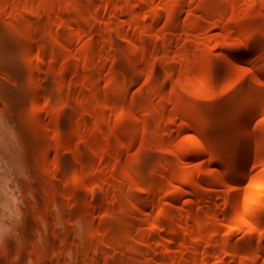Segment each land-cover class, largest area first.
Returning <instances> with one entry per match:
<instances>
[{
  "label": "bare ground",
  "instance_id": "1",
  "mask_svg": "<svg viewBox=\"0 0 264 264\" xmlns=\"http://www.w3.org/2000/svg\"><path fill=\"white\" fill-rule=\"evenodd\" d=\"M15 1L19 4L17 9V6L14 5ZM147 1V8H152V10L153 8L155 10L157 9V4L155 6L150 5L153 1ZM232 1L236 2V0ZM53 2L54 0H0V9H2L0 14L2 13V15H4V13H7L6 15L9 14L10 17H13V20L11 18L9 19V21H13L11 23L2 21V19L4 20V18L9 16L5 15L3 18L1 15L0 19V21H2L0 24V90L4 100L9 102V104L6 105L4 102L0 101V205L1 203H6L10 196L11 198L9 200L12 201L6 203L8 211H5L4 209L2 210L0 207V223L2 219L7 217L5 216L4 218V215L11 214L12 212H15L16 215H20L21 213L23 214V211H21L22 205H20V203H23V198L21 199L23 194L18 187V181L13 179V168L11 169L12 171L9 169L13 165V162H17L18 159V157H15L17 159L14 161L15 159L13 157L15 154L14 148L18 147V140L12 131L13 124H11V121L14 118L15 112L17 113L16 115L20 114L19 117L21 118L22 125L23 117L28 116V111L27 109H24V105L22 104V106H20L19 103H17L18 99H15L21 95L20 92H17L18 94L20 93L19 95H16L15 92V87L18 85L21 86L20 83H22L20 81L18 84L17 80H19V78L26 73L31 76L29 83L28 81H25L24 85L26 87V91H29L30 93L32 92V106L30 109H33V114L31 113V121L29 120L30 123L27 122V126H24V134L27 132L28 138L25 135L26 139H29V144L34 146V150L32 149L33 147H31L32 151H34L33 153L37 152L43 156V160L45 159L40 162V164H43V168L41 166L43 172L46 173L44 178L45 181L43 183L45 186L42 189L43 194L46 195L45 207L42 205L44 208L41 207L40 216H46L51 205H58L63 202H68L66 205H69V209L66 212L61 211L57 212V214L52 213L55 217L57 216L60 219L63 217L67 219L69 216L75 215V217H73L74 220L77 216L79 217L82 215L84 217L80 216L83 218L82 225L86 222L88 226L90 225V220L94 219L92 216L97 214L101 216L100 214L102 213L105 215L104 217L102 215L103 218L101 217L102 222H100L99 229L93 230L94 226L92 228L91 225L89 227L85 226L87 228L84 229L85 231L82 230V235L80 234L81 236L78 237L79 239L74 236V227L72 225L66 227L64 224L63 227L61 226L63 224L60 223L61 227H66L65 230L61 228L63 231H58L60 233L54 231V233L56 232V235L47 234L43 237L40 243L35 245L33 252L36 254L35 256H37L38 264H55V261L59 262L62 261V259L65 260V258L67 260L70 257L71 259L69 260L74 261V264H87L90 260V262H92V260L96 261L94 260L95 258L99 260L101 258H103V260H108L102 262L104 264L107 262L108 264H114L113 262L115 261L118 263L120 262L119 264H139L137 261L139 253L136 244L133 242V237L137 233L141 234L142 244L144 245V248H146L145 250L147 251V254L150 255L148 264L156 262L158 254L156 255L157 251L155 253L153 251L154 249L151 246V237L155 236L153 234L157 233L156 231H158V229L156 225L153 224V221L150 223L151 220L149 218L144 219L137 216L139 213L138 211L144 210L147 207H151V211V209L158 206L160 203L158 195H145L146 193H151L156 185L161 184L162 181L159 179V175L162 173V168L165 167L173 171L174 176L169 179V183L171 184L172 182L173 185H176L175 183L177 181L174 179L175 175L179 173V159L183 158L184 155L187 154L188 148H186V146L188 147L191 142L195 143L192 151L193 156L202 157L206 154L209 155L207 162H205L206 171L202 176L201 183H196V176H188L183 185L179 186L180 190H178V192L173 196L172 203L175 205L179 197L190 193L192 194V204L198 203L199 210L194 209L186 215H182L183 213L181 210H178L180 213L176 210L173 211L174 216L176 213L181 214L179 219H184L183 221L185 223L182 221L184 225L182 224L180 227L186 232H190L191 236L183 248L181 256L177 253V251H175L176 249L172 248V243L175 240V237L172 236L170 243L168 244V251L166 252L167 258H164L165 260L162 264H212L211 261L214 260L218 254L220 255V253L222 254V258L220 256L218 257L221 259L215 258L217 262L219 259V262L216 264H228L229 262H232L229 261L231 256L234 258L238 255L240 256L239 250H241V254H246L249 260L250 257L253 256L251 257L252 260H248L249 262L247 259L246 261L244 259L245 262L242 260V262H244L242 264H247V262L250 264L251 261V264H253V261L255 260V264H264V255L262 256L263 258L259 260V258H261V252H257L256 250L252 252L253 249L250 250L251 253L248 251L249 247L254 248V246V249L259 250L256 245H260L264 242V192L258 193L251 190L244 192L242 189L244 188L243 185L249 176L251 154L264 148V131L258 130L256 127L257 125L254 126V118L256 115L258 116L260 113L264 112V60L260 63V56L257 55V57L256 55H252L253 49L247 52V49L249 50V41L251 36L249 37L245 32L244 35L245 37L247 35V37L244 38V43L240 46H236L235 51L230 52V54H225L222 60L208 58L205 53L200 60L204 64L207 63L208 73L207 75H203L200 80L197 78L195 79L197 76H192L193 78L186 77L187 79L185 78V80L183 75H181L184 79V81H182L181 78H179L181 86L174 84L175 81L172 79L174 82L171 83L170 89H167V92H164L165 80H161V78H163L162 76H160V78L159 75H155L157 78H155L148 87V93L149 96L155 94L159 95V100L162 96V100L159 101L160 104L158 103V113H156V118L157 120L159 119V121H156L157 123L155 122L157 125L159 123V125L156 126L157 128L154 127L155 131L153 129L154 133L159 132L162 136L161 139H159V144L162 150H166L168 148L167 144L170 137L168 138L167 134L171 132L170 129L173 123L180 120V125L182 126L180 128H184L190 132L194 131L195 133L191 139H187L180 144L179 149L176 151V158H169L167 154L170 153V151H168L165 154L168 159L164 156L165 159L161 160V162L157 161L158 163H156L155 158L158 160V157H155L153 153L151 154L148 149V151L142 150L136 157H129L126 163L123 164V170L126 174L125 180L118 182L113 187H107L108 182L100 162L106 159L110 154H115L116 158L121 160L124 153H126L125 151H131L130 149L134 146V143L138 139L136 137H131L129 133L119 131L114 128L113 123L111 124L113 110L109 107L107 99L103 98L105 92H101L99 95L101 97L100 107L104 114L105 125H99V130L101 133L103 132L106 135L105 147L101 151L92 152L94 153H91L92 155L90 154L92 150H88L89 154L81 150L80 139L81 137H84L86 132L84 134L80 121L85 114L89 116L90 124H93L95 121L94 114L90 111V107L87 103L88 99L84 95V86L90 79H92L93 70L95 68L99 69V75L103 74V66L101 64L102 52L109 40L104 34L100 36L101 38H99L100 41L97 45L98 49L93 51L90 61H87L88 68L83 85L81 86L78 80V72L82 61L77 49L78 38L76 35L79 31L85 30L89 25H92L91 18L98 17L100 22L103 23V17L102 14H98V12H92L90 5L80 11V15H82L81 18L75 15V12H72V22H65L63 24V26H70L71 24H74L77 29V31L71 34L70 42L67 46L73 53V56L70 58L62 51L64 44L62 40L53 37H51L53 39L50 40L51 38L49 39V37L51 34L46 33L44 35H49L47 40V37L41 36V30H38L39 27H45L46 23L44 21H46V19L44 21L42 20L45 18L43 15L46 14L45 12L52 7ZM108 4L110 8H116L114 0H109ZM179 5V2L174 4V2H170V0H164L162 8L164 10L168 9L169 11L174 12L169 15V18L175 19L174 15L176 14ZM11 7H14L15 10H12ZM250 8L251 10H256L257 8L264 9V0H252ZM158 10L157 12H154L153 10L149 13L150 15L145 24L146 29L151 33V35L154 31L156 32L155 25L159 23V19L162 21L163 15L162 12H160L161 9ZM33 16H35V18ZM56 17L57 16H55V18ZM184 25L187 29L190 27L195 28L198 26V20L194 19L193 16L189 14ZM255 28L256 27H254V29ZM258 29L259 32H255L254 35L252 32L251 35L256 37L259 33H262V36L264 37V26L261 25ZM126 34L127 35L124 36L127 38L129 43L128 51L130 61H132L134 65H139L141 60H143L141 59L140 50L143 48H141V46H144V41L142 38H140L142 41H139L140 39L138 38V35L130 36L131 34ZM259 37L257 40L262 42L261 39L263 38ZM257 40L253 41L256 43L258 42ZM156 42L157 40L154 41V43ZM263 43H258L260 47H262L261 45H263V47L260 50H255L258 52L261 50L264 51ZM116 44L119 45V42H116ZM157 44L158 42L156 45ZM218 44L224 46L223 42ZM187 45L188 46L185 45L186 49L190 47L189 44ZM256 46L252 45V47ZM141 51H143V49ZM243 51H246L247 53L245 54L244 52V56L240 57L239 54H242L240 52ZM257 51L254 52L256 53ZM263 58L264 57L262 56V59ZM184 60H186L183 61L184 66L182 64L180 68L182 69L184 67L183 70H187L185 71L186 73L191 69V63L187 59ZM244 62L251 63V67L249 68ZM242 63H244L243 65H246L248 67L247 69L250 70V73H247L253 75L251 76V80L253 81H249L248 84H246L247 80H249L248 74L245 71L239 72V66ZM119 65L122 74L112 75L111 84L116 87V90L121 93L123 95L122 98L125 99L127 91H130L132 88L131 86L135 83L137 84L138 79L141 80V76L136 75L134 73L135 71L130 68L128 64L122 63L121 61ZM224 67L226 71L222 73ZM168 68V74L170 75H166V78H173L172 74L174 70L172 68L170 69V66ZM202 68L203 67L200 69L202 70ZM245 75H247L248 79ZM147 76L154 77V75ZM252 77H254V79ZM177 84L179 83L177 82ZM134 88L136 89L137 87ZM17 91H19V89H17ZM133 109L134 107L130 106V111ZM47 116L52 118L50 122ZM45 117L46 120H48L47 122L44 120ZM66 118L69 122L71 121L70 123H72V127H70L71 133L66 141L62 139V141H59L61 137L55 133L58 131L60 132L59 134H61V129H63L62 125L64 127L65 123L68 125L70 124L67 120L66 121L68 123L64 122ZM43 122H45V126L42 124ZM153 124H145L144 133L151 131ZM41 125H43V127H41ZM53 133L56 136L58 135V137L54 135L52 136ZM152 134L153 133H151V135ZM143 139L147 138L144 136ZM116 140H120L122 142V148L120 150L114 149V143ZM46 144L48 147H46ZM44 145L45 147L43 148H47L46 150L42 149V146ZM243 146H245L244 150L241 151L240 149H242ZM70 147L73 149L74 156L76 157L74 163L68 162L64 157L66 150ZM51 154L55 156L56 162H53L54 160L49 157ZM48 159H50V161ZM90 159L94 162V169L100 184V186L96 188V193H98V191L111 192V197H108L110 198L109 202L107 198V201L103 199V203H98L96 199L99 195L97 198H94L97 194H95L96 196L93 195L94 197L92 196L94 199L92 197L90 200L88 199V182L92 177V173H88L85 169V164ZM22 160L23 158L21 161ZM50 162L53 163L51 164ZM16 164L19 168L21 163ZM53 164L56 165L55 170H52ZM213 164H217V167L211 169ZM70 166L74 167L76 178L78 180V188L71 186L73 188L72 189L69 183L66 182V178H64L66 177L65 175ZM21 167L23 166L21 165ZM116 168L117 166L114 169ZM3 170H6L5 173ZM17 170L19 172L22 169L19 168ZM38 171L39 169L35 170V172ZM133 171L135 173H133ZM60 178L65 181L61 182ZM57 181H60L61 183L58 185ZM164 185L167 186L166 183H164ZM218 185L224 186L221 191H219L220 189L218 187H215ZM245 185H247V182ZM135 188L140 190L139 197L132 199L130 203L127 202V205H125L126 202L124 203V198L126 200L131 198ZM122 190L124 191L123 194L121 193ZM58 194H60L62 198ZM121 194L125 197L123 198ZM206 196H208V199L205 198ZM144 199L146 200L147 205H144ZM203 200L207 201V203L202 204ZM82 201H88L91 205L89 204L87 209L83 206L81 208ZM69 203L72 205L70 206ZM230 204L234 205L238 221V226L234 225L236 227H231L232 230L227 228L228 231L230 230L228 237L231 235L233 239L232 240L230 238L231 241H229L230 239L226 236V233L229 232L225 230V228L228 227L230 219L227 210ZM213 211L214 214L212 215ZM123 212L126 215L123 214ZM22 214L19 219L22 218ZM120 214L122 216L121 218ZM54 215L53 218L56 219L57 217L55 218ZM171 215L172 214H168V216ZM211 215L213 217L210 220L209 217H211ZM250 215L256 217L254 218L251 216L256 220H249L248 217ZM11 217L9 216L8 218L11 220ZM65 218L63 219L65 220ZM115 219L118 221L120 220L118 224L123 221L124 224L122 222L121 225L124 226L117 227V223H114L116 221ZM143 219L148 222L146 221L147 223H144ZM125 220L127 223H125ZM6 221L3 220L4 223ZM3 222L1 224H3ZM6 223L8 224L4 225L11 226L9 222ZM109 223H111V226L116 225L115 228H113V226L111 227L112 229H109ZM148 223L154 225L152 226L153 229L148 226L147 227L149 229L145 228V225H148ZM241 223H248L251 232L254 235L252 243L245 246V252H242L243 249H239L241 246V242L239 241H241V239L239 240L236 237L237 240H235V234H239V230L242 229ZM105 226L108 227L109 232H107L108 230L106 231ZM103 228L105 231L104 234L107 233L108 235H102ZM146 230L151 231H148V234ZM2 231L0 230L1 237ZM237 231L238 233H236ZM94 235L97 239L94 238ZM88 236H92L90 239L91 241L88 239ZM98 237H100L99 241ZM92 238H94V240ZM104 245L105 249L106 246L109 245L108 247L110 251H114L116 255H113L114 253H111L112 255L103 254L105 257L103 256L101 258L99 257L100 254L98 256L94 255V253L98 254L100 252L98 249L100 250ZM75 246H81V248L84 247L82 249L83 252L86 250L88 251L89 248H94L96 251L93 250V252L89 253L86 251L87 253L85 252L83 254L82 251L76 249ZM74 247L75 251L73 250ZM85 247H87V249H85ZM25 249L26 246L24 244L18 248V252L20 253L19 258L21 261H23L27 256L33 255L32 251L28 254ZM105 249H103L104 251L102 252L108 254L107 252L109 250L106 249L107 251H105ZM70 250L72 252L74 251V253L72 254ZM51 251L52 253L53 251H57L54 252L55 255L57 253L59 254L55 257L49 258ZM90 251H92V249ZM66 252L71 253L70 255L73 256L67 258ZM256 252L260 254H258L259 257L257 255V259L254 258L257 254ZM183 256L186 258L184 261L180 259ZM241 256L242 257L240 259L235 258L238 264L243 258V255ZM90 262H88V264H90Z\"/></svg>",
  "mask_w": 264,
  "mask_h": 264
},
{
  "label": "rangeland",
  "instance_id": "2",
  "mask_svg": "<svg viewBox=\"0 0 264 264\" xmlns=\"http://www.w3.org/2000/svg\"><path fill=\"white\" fill-rule=\"evenodd\" d=\"M114 1H115L116 8L112 9L109 7V4H108L109 0H54L52 7L48 11L45 12L46 14L43 15V16H45V18L43 17L44 19H42V20L44 21L46 19V21H47V22L44 21L46 23L45 27L44 28H41V27L38 28V30H41V32H42L41 36L47 37L46 38L47 40H48L49 35L48 36L44 35L46 33L51 34L49 39L51 37H53V38H57V39L62 40L64 43L63 47H62V51L64 52V54L68 55L71 58L73 56V53L67 46H68V43L70 42L71 34H73L75 31H77V29H76V26L74 24H71L70 26H67V25L63 26V24L65 22H72V20H73L71 17L72 12H75V15H77L79 18H81L82 15H80V11L82 9H85V7H88L89 5L91 7L92 12H98V14H102L103 23L100 22L98 17H93V18H91V24L92 25H89L87 27V29H85V30L79 31L76 35L78 38L77 49L79 51V56H80V59L82 61L81 66H80V70L78 72V80H79V83L81 84V86L83 85V81H84L85 76H86L85 74H86L87 68H88V62L90 61L92 53L94 50L98 49L97 45L99 44V41H100L99 38H101L100 36L102 34H104L109 40V41H107V45L103 48V52H102L101 64L103 66V71H102L103 74L99 75V73H100L99 69L95 68L93 70L92 79H90L88 81V83L85 84V86H84V88H85V94L84 95L88 99L87 103H88V106L90 107V111L93 112V114H94L95 121L93 124H90L89 116L87 114H85L84 117L80 121V125L82 127V130H84V134L86 132V134L84 135L85 138L81 137V139H80L81 140V150L87 154H89V151L92 150L90 152V154H91L92 152L101 151L105 147L106 135L103 132L101 133V131L99 130V125L100 126L105 125L104 114H103L102 109L100 107L101 97L99 95L101 92H105L103 98L107 99V101H108L107 103H108L109 107L113 110L112 117H111V124L113 123L114 128L116 130L129 133L131 137H133V138L136 137L138 139L134 143V146L130 149L131 151H125L126 153H124L123 158L121 160L119 158H116L115 154H110L106 159H104L100 162V165L103 167V172H104V175H105L107 182H108L107 187H113L118 182L125 180L126 174H125V171L123 170L124 169L123 164L126 163V161L129 157H136L137 154L139 152H141L142 150H146V151L149 150L151 152V154L153 153V155L155 157H158V160H157V158L154 157L156 163H158L159 161L161 162V160L165 159V157L167 158V156L169 158H172V159H173V157L176 158V154H177L176 151L179 149L180 144L183 141H186L187 139H191L195 133L194 131L190 132L184 128L183 129L180 128V127H182L180 125V123H181L180 120L176 123H173L171 126V129H170L171 132H169L167 134L168 138L170 137V140L168 141V144H167L168 148L166 150H164V149L162 150V148L160 147V144H159L160 143L159 139H161L162 136L159 132L158 133L153 132L154 127L157 128L156 126L159 125V123H158V125L156 124L159 121V119L157 120V118H156V115H157L156 113H158V105L160 104L159 101L162 100V96L159 100V97H160L159 95L155 94V95L149 96V93H148V87L151 85L153 80L155 78H157L155 75H159V77L160 76L163 77V78H161V77L160 78H161V80L162 79L165 80L164 92H167V89L168 90L170 89L171 83H173L174 81H175L174 84H176L178 86L180 85L181 81L179 78H181V80L184 81V79L186 77L187 78H193L194 76H197V77H195V79L197 78L198 80H200V79H202L201 77H203V75H207V73H208L207 65H206L207 63L204 64L200 60V58L202 59V57L205 55V53L208 56V58H212V59L215 58V60H217V59L222 60V58L225 54H230V52L235 51L236 46H238V45L240 46L241 44H243L244 38H246L247 35L249 37L251 36L250 41H249V50L247 49V52H249L252 49L254 51H257L255 49L260 50L263 47V45H261L262 47H260V45H258V43L262 44L264 42V37L262 36V33L261 34L259 33L256 37L251 35L252 32H253V35L255 32H259L258 28L261 25L264 26V9L257 8L256 10H251L250 6L252 4V0H236V2H233L232 0H170V2H174V4H176L177 2L180 3V5L177 8L176 14L174 15L175 19L169 18V15L173 14L174 12H171L168 9L164 10L162 8L164 0H152L153 2H151L152 4H150V5L155 6L157 4V6H156L157 9L155 10L153 8L154 12L155 11L157 12L158 9H161L164 11L163 12L160 10V12H162V15H163L162 21L159 19V21H158L159 23H157L155 25L156 26L155 27L156 32L154 31V33H152V35H154V36H152L151 33L145 27L147 19L150 15L149 13L153 11L152 8L149 9V7L148 8L146 7L148 5L147 0H114ZM25 4H27V3H25ZM14 5L17 6L16 9L19 7L18 6L19 4H17L16 1H15ZM14 7L13 8L11 7L12 10H15ZM151 7H153V6H151ZM1 10L2 9H0V11ZM158 12H159V10H158ZM6 14L7 13H4V15H2V13H1L0 19H1V15L4 18V16ZM189 14H191L194 19L198 20V26L197 27H195V28L190 27L189 29H187L185 27L184 24H185ZM54 15L57 17L55 18ZM6 16H9V17L4 18V20L2 19V21H4V22L6 21V22H10V23L13 22V21H9V19L10 18L12 19L13 17H10L9 14ZM33 17L35 18V16H33ZM2 21H0V24L2 23ZM259 22H260V24H259ZM25 24H26V22H25ZM256 25L257 26L259 25V26L257 27ZM254 27H256V28L254 29ZM155 28H154V30H155ZM245 32L247 34L246 37L244 35ZM126 33H128V35L131 34L130 36L138 35V38L139 39L142 38L144 41V43H143L144 46H141V48L143 47L142 48L143 51H141L142 49L140 50L141 59H143V60H141V63H139V65L138 64L134 65L132 63V61H130V55H129V51H128L129 43H128L127 38L124 36V35H127ZM157 34H159V35H157ZM259 36H262V37H259ZM258 37L263 38V39H261L262 42L257 40ZM53 38H51L50 40H52ZM135 38H137V37H135ZM110 39L112 42L110 41ZM142 39H140L139 41H142ZM154 39L157 40V42H158L157 45H156L157 42L154 43V41H155ZM253 40L254 41L257 40L258 42L255 43ZM116 42H119V45H117ZM222 42L224 43V46H221L218 44V43H222ZM187 44H189V46H190L188 49H186V46H188ZM252 45L253 46L257 45V46L252 47ZM184 47H185V49H184ZM253 50H252V55H256V56L259 55L261 57V58L259 57V62L261 63V61L264 60V58L262 59V56L264 57V51L261 50V51H259L260 53L258 51H257L258 53L257 52L255 53ZM244 52H245V54L247 53L246 51L240 52L242 54H239V56L240 57L244 56ZM254 58H255V56H254ZM184 59L189 60L191 63L190 64L191 69L188 70V72H186V73H185V71H187V70H183L184 67L182 69L180 68L182 66V64L184 66L183 61H186ZM121 61H122V63L128 64L130 66V68H132L135 71L134 72L132 70L136 75L141 76V80L138 79L137 84L135 83L133 86H131L132 88L130 87L131 88L130 91H127L125 99L122 98L123 95L116 90V87L111 84L112 75L122 74L121 68L119 67L120 66L119 63ZM201 63H202V65H201ZM244 63H242L240 65L242 67L239 66V72L245 71L246 73L247 72L250 73V70L247 68L251 67L250 66L251 63H245L248 65V67L246 65H243ZM203 65H206V66H203ZM169 66H170V69L172 68L174 70V72L172 74L173 78L172 77L166 78V75H170V74H168L169 73V71H168ZM199 67L200 68L203 67L202 70ZM225 71H226V69L224 67L222 73H224ZM25 74L22 75L21 78H19V80H17L18 84L20 81L22 83H20L21 86L17 84L18 86L15 87L16 88L15 92H16V95H19L20 93H21V95H20V97L15 98V99H18L17 103H19L20 106H22V104L24 105L23 106L24 109H27V111H28L27 112L28 116L23 117V125H22L21 118L19 117L20 114L16 115L17 113L15 112L14 118L11 121L12 122L11 124H13L12 126L15 128L14 129L12 127V131L14 132V134L16 135V138L18 140L17 141L18 147L14 148L16 155L14 154L13 157L15 160L14 159L13 160L16 161L17 158H15V157H18V159H17V162H13V165L9 169V170H11L13 168V171L11 170L13 173V177H14L13 179L18 181V187L20 188V190L23 194V195L20 194V195H22L21 199L23 198L22 199L23 203H20V205L23 206V207L21 206V211H23V214L21 213L22 218H20V219H19V217L21 214L16 215L15 212H12L11 214H7V215L3 216L4 218H5V216H7V217L5 219H2L1 223L3 222V220L4 221L7 220L6 222H9L11 226L4 225V224H8L6 222L5 223L3 222V224L0 223V230L1 231L3 230L1 232L2 237L0 236L1 237L0 238V264H38L37 256H35L36 254H34L33 250L35 248V245L37 243H40L45 235H47V234L56 235L55 234L56 232L63 231V230H65V228L67 226L72 225L74 227V236H76L77 239H79L78 237H80L82 235L81 234L82 230L86 229L90 225H91V228L94 226L93 230L99 229L100 222H102L101 217L103 215V213H102V214H100L101 216H99V214L92 216V218H94V219L91 218L92 220H90V222H89L90 225H88V226H87L86 222L85 223L83 222L84 224L82 225V221L84 218L82 215H80V216L83 218H81L80 216L79 217L77 216L76 218H74V220H73V217H75V215L69 216L67 219L65 217H63V218H65V220L63 218L60 219L57 216H56L57 217L56 218L55 215L52 213L57 214V212H61V211L66 212L69 209V205L67 204L68 207L66 205V203H68V202H66V203L63 202V203L58 204V205H51L49 207L50 210L52 209L51 211L49 210L50 213L48 212V214L44 217L42 215H41L42 217L40 216V214H41L40 209L45 207L46 195L43 194L42 189L45 186V184L43 185V183L45 181L44 178L46 176V173L43 172V170H42L43 164L42 163L40 164V162H42V160H43L42 159L43 156L37 152L33 153L34 151H32V149L34 150V146H31L29 144V139H26V136L28 138L27 132L24 134V132H25L24 126L26 127L27 124L30 123L31 113L33 114V109L32 110L30 109L32 106V94H31L32 92L30 93L29 91H26L25 90L26 87L24 85L25 81L26 82L28 81V83H29L31 76H29L28 74H26V75ZM147 75H154V77L153 76L148 77ZM179 75H180V77H179ZM181 75H183L184 79ZM245 76L247 77V75H245ZM251 76H253V75L248 74L249 80H247L246 84H248L249 81H251V82L253 81V80H251ZM177 77H178V79H177ZM248 77H247V79H248ZM252 78L254 79V77H252ZM166 80H167V82H166ZM176 80L179 84H177ZM134 87H137V88L135 89ZM17 89H19V91H17ZM17 92H20V93L18 94ZM0 101L4 102V104H6V105L9 104V102L4 100V98L1 94V90H0ZM130 106L134 107V109L132 111H130ZM69 119H71V118H69ZM162 119H163V117H162ZM44 120L46 122L49 120V122H50L52 120V118L50 117L48 120H46V117H45ZM66 120H67V118L65 119L64 122L68 121V120L67 121ZM148 123H152V124L155 123V124H153V126L151 127V129H152L151 131H149L148 133H146V132L144 133V125L148 124ZM42 124H44V126H45V122H43ZM65 125H66V127H65ZM65 125H64V127L62 125L63 129H61L62 130L61 134H59L60 132H58V131H57V133H55V134H58L59 137H61L59 141H62V140L66 141L68 139L70 133H71L70 127H72V123H70L69 125L65 123ZM255 125H257L256 127L258 128V130L264 131V112L260 113L258 116L256 115V117L254 118V126ZM41 127H43V125H41ZM157 130H159V129H157ZM154 131H155V129H154ZM151 133H153V134L151 135ZM55 134L53 133L52 136L53 135L56 136ZM58 135L56 137H58ZM144 136L147 139H143ZM114 144H115L114 149L120 150L122 148L121 147L122 142L120 140H116ZM194 145H195V143L191 142V144L188 147L186 146V148H188L187 154H185L183 158L179 159V161H180L179 162L180 168L178 169L179 173L177 175H175V179H174L177 181L175 183L176 185H173L172 182H171V184L169 183V179L174 176L173 171L168 169V168H165V167L162 168L163 169L162 173H160V175H159V179L162 181L161 184L156 185L154 190L151 193H146V195H145V196H151L152 194L158 195V197L160 198V201H159L160 203L158 204V206H156L154 208L152 207L153 208V209H151L152 212L150 211L151 207H147L144 210L138 211L139 213L137 216H139L140 218H144V219L149 218L151 220L150 223H152V221H153V224L156 225V227L158 229V231H156L157 233L153 234L155 236L151 237V246L154 249L153 251H154V253L157 251L156 255L158 254L156 262H154L153 264H162L163 261L165 260L164 258H167L166 252L168 251V247H169L168 244L170 243V239L172 236L175 237V240L172 243V246H173L172 248L176 249L175 251H177V253L180 256L182 255L183 248L185 247L186 243L190 239L191 233L188 231L186 232L184 229H181V227H180L183 224L182 221L184 220L182 218L179 219L181 217L180 216L181 214L176 213L174 216L173 211L176 210L177 212H179L178 210H181L183 213L182 215H186V214H189L194 209L199 210V204L198 203L192 204V201H191L192 194H190V193L184 194L181 197H179L175 205H174V203H172L173 202L172 199H173V196L178 192V190H180L179 186L183 185L185 179L188 176H191V175L196 176L197 177L196 183L202 182V176H203L204 172L206 171L205 162H207L209 155L206 154L205 156H202V157L193 156L192 151H193ZM31 147H33V148L31 149ZM43 147H45V145L42 146V149H45V150L47 149V148H43ZM46 147H48L47 144H46ZM244 147L245 146H243L242 149H240V150L241 151L244 150ZM31 151H32V153H31ZM168 151H170V153H168L167 156H165V154ZM17 153H18V155H17ZM65 153H64L65 154L64 157L66 158V160L70 163H74L76 157L74 156L73 149L70 147L66 150ZM20 154L21 155L23 154L22 155L23 157ZM38 154H39V156H38ZM92 154H94V153H92ZM20 157L23 158V160H22L23 162L21 161L22 158H20ZM49 157L52 160H54L53 162H56V160H55L56 158L54 155L51 154V156H49ZM48 160L50 161V159H48ZM16 163H18V164L21 163L19 165V168L22 170L19 172L17 170L19 168L17 167L18 165ZM153 164H155V163H153ZM21 165L23 167H21ZM156 165H158V164H156ZM39 166H40V168L42 166V168L40 169ZM52 166H53V168L51 167L52 170L53 169L55 170L56 165L53 164ZM116 166H117V168L114 169ZM15 167H17V168H15ZM94 167H95V165H94V162L92 159L87 161L85 164V169L88 171V173H92V177L88 182V190H89L88 191V199L90 200L93 195L96 196L95 194H97L96 197H94V196L93 197L97 198L99 195V197L97 198L98 200L96 199V201H98V203L99 202L103 203L104 202V201H102L103 199H105V201L108 200V202H109L110 198H108V197H111L110 196L111 192L98 191V193H96V188L99 187L100 184H99L98 177H97V174H96ZM216 167H217V164H213L211 169L216 168ZM38 169H39V171L35 172V170H38ZM3 171L5 173L6 170H3ZM133 173H135V172L133 171ZM65 176L66 177H64V178H66V182L69 183L70 187L72 186V187L78 188L77 187L78 186V180L76 178V173L74 171L73 166H70V168L67 170V173ZM61 178H63V177H61ZM62 181L64 182L65 180L61 179V182ZM61 182L57 181V184L59 185ZM246 182H247V185H245ZM164 183H166L167 186H165ZM245 183L243 185L244 188H242L244 192L249 191V190L254 191V192H258V193L264 192V148L251 154L250 164H249V176L247 177ZM215 187H218L220 189L219 191H221V189H223L222 187H224V186L218 185ZM246 187L249 189H247ZM122 191H121V193L123 194L124 191L123 192ZM41 194H43L45 196H43ZM58 195L60 196V194H58ZM139 195H140V190L138 188L134 189L133 194L131 195V198H129L130 200L129 199L126 200L124 198L125 196L123 197V195H122V197L124 198V203L126 202L125 205H127V202L130 203L132 201V199L138 198ZM207 197L208 196H206L205 198L208 199ZM10 198H11V196H10ZM205 198H203V199H205ZM9 199L6 201V203L11 201ZM205 200H203V201H205ZM203 201H202V204L207 203V201H205V202H203ZM6 203L4 202L5 205L3 203H1L0 207L2 208V210L4 209L5 211H8V208H6V205H7ZM124 203H123V205H124ZM78 204H80V203H78ZM89 204L90 203H88V201H84V202L82 201L81 202V208L83 206L84 208L87 209L89 207ZM71 205L72 204H70V206ZM144 205H147L146 200L144 202ZM78 206H80V205H78ZM220 206H221V204H220ZM227 210H228L230 219L228 222V227H226L225 230H227V228L232 230L231 227L235 228L236 226H238L237 214H236V211L234 209L233 204H230ZM149 211H150L151 215H150ZM147 212H148V214H147ZM123 214H125V213L123 212ZM168 214H172V215L168 216ZM213 214H214V211L212 212V215ZM53 215L56 219L53 218ZM212 215H211V217H209L210 220L213 217ZM9 216L10 217L12 216L11 220L8 218ZM15 216H17L18 218ZM104 216L105 215H103V217ZM251 216L252 215H250L248 217V219L249 220L251 219V221H255L256 219H254V218H256V217L252 216V217H254V218H252ZM121 217L122 216L120 214V218ZM123 217H124V215H123ZM122 219H124V218H122ZM144 219H143V221H144ZM66 220L68 222L70 221L69 222L70 225ZM179 220H181V221H179ZM116 221H118V220H116ZM116 221L114 223H117V225H118L117 227H123L124 226V225L123 226L121 225V223L123 222L122 220H121L122 222L120 224H118L120 220L118 222H116ZM146 221L147 220H145L144 223L148 222V221L147 222ZM60 223H62L63 225H61ZM111 223H113V222H111ZM111 223H109L110 224L109 229H112L111 227L114 226L113 224H112L113 226H111ZM125 223H127L126 220H125ZM150 223H148V225L146 224L145 228L150 227L153 229L152 226H154V225L150 224ZM64 224L66 225L65 228H63ZM123 224H124V222H123ZM239 224H240V222H239ZM60 225L63 227H61ZM234 225H236V226H234ZM241 225H242L241 226L242 229L239 230V234H235L236 235L235 238L237 237L239 240L241 239V241H239V242H241V246L239 249H243L242 252H245V250H244L245 246L249 243L250 244L252 243V241L254 239V235L251 232V229H250V226L248 223H244V224L241 223ZM85 226H87V227H85ZM115 226L113 228H115ZM105 227H106V231H107L108 227L107 226H105ZM135 229H136V227H135ZM225 230H224V233H225ZM230 230L229 231L227 230L229 232V233H226L227 237H228V234H230ZM54 231H56V232L54 233ZM148 231H151V230H148ZM148 231H147V233L149 234ZM263 231H264V225H263ZM104 232L105 231L103 228L102 235L104 234ZM107 232H109V230ZM58 233H60V232H58ZM236 233H238V231ZM104 235H108V234L105 233ZM150 235H151V232H150ZM91 237L92 236H88V239L90 240ZM94 238L97 239L96 236ZM94 238H92V239L94 240ZM99 238L100 237H98V241H99ZM133 238H134L133 242L136 244L137 250L139 253V257L137 260L138 263L139 264H148L149 263L148 259H150V255L147 254V251L145 250L146 248H144V245L142 244L141 234L137 233L134 235ZM228 238L232 239L231 235H229ZM237 238L235 240H237ZM231 239L229 241H231ZM93 242H95V241H93ZM96 242H97V240H96ZM23 244L26 246L25 250H27L28 254L31 253V251H32L33 255L27 256L23 261H21L19 258L20 253L18 252V248ZM108 246H106V249L109 250L107 252L108 254L102 252V251H104L103 249H105V245H104L103 247H101L100 250L98 249V251H100V252L99 253L97 252L98 254L94 253V255L98 256L100 254L101 255V256L99 255L100 258L104 256L103 254L109 255L111 253H114L113 255H116L114 251H110ZM75 247L73 248L74 251H75ZM90 247H92V246H90ZM256 247L259 248V250L254 249L255 246H254V248L249 247L248 248L249 250L248 249L247 250L250 252V250L253 249L252 252L254 250H256L257 252L258 251L261 252L260 253L261 258H259V260H260L263 258L262 256L264 255V242H262L260 245H256ZM83 248L84 247L81 248V246L76 247V249L81 250L82 253L84 254L87 250L86 251L84 250L85 252H83V250H82ZM88 248H89V246H88ZM85 249H87V247H85ZM91 249H92V251H90ZM106 249H105V251H107ZM93 250H94V248H89V250L87 252L88 253L93 252ZM74 251L73 252L71 251L72 254L74 253ZM94 251H96V250H94ZM54 252H57V251H53V253L51 251L50 252L51 255L49 256V258L55 257L57 254H59V253H57L55 255ZM239 253H240V256L238 255L239 258H238V256L235 257L236 259H240L242 257L241 255H243V258L241 259V262L239 261L240 262L239 264L244 263L246 261V259H247V261L249 260V258H247L246 254H244V253L241 254V250H239ZM52 254H53V256H52ZM70 254L71 253L66 252V257L69 258L70 256H73ZM258 254L259 253H257L256 256H254V258L257 259L260 255V254L259 255ZM248 255H252V254H248ZM257 255H258V257H257ZM218 256L221 257L222 254L220 253V255L218 254L215 257V258L221 259L222 257L220 258ZM231 257L229 258V261H232V262L231 263L229 261L228 262L230 264H235V262H236V264H238L237 260L234 257H232V258ZM251 257H253V256H251ZM251 257H250V260H252ZM106 258H107V256H106ZM108 258H109V256H108ZM215 258H214V260L211 261L212 264H214V263L216 264L219 262V259L217 262V260ZM69 259H71V257ZM69 259L66 260V258H65L66 262L64 259H62V261H59V262L55 261L54 263L55 264H74L75 263L74 261H70ZM180 259L184 261L186 258L183 256ZM231 259H233V260H231ZM244 259H245V261H244ZM94 260H96V261L98 260L99 262L98 261L96 262L93 260H92V262H90L91 260L88 262H90V264H95V263L101 264L104 261H108V260H103V258L100 259L101 261L99 259H96V258ZM242 260L244 262H242ZM88 262H87V264H88ZM115 262H113V263L114 264L120 263V262L119 263L118 262L115 263ZM248 262H247V264H248ZM254 262H256V260L253 261V264H255ZM251 263H252V261L250 262V264ZM82 264H86V263H82ZM102 264H104V263H102ZM105 264H108V262Z\"/></svg>",
  "mask_w": 264,
  "mask_h": 264
}]
</instances>
